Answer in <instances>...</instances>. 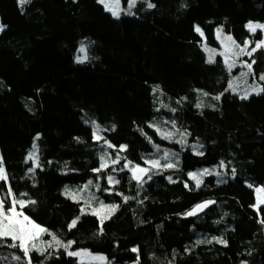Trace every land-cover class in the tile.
<instances>
[{
    "label": "trees",
    "instance_id": "obj_1",
    "mask_svg": "<svg viewBox=\"0 0 264 264\" xmlns=\"http://www.w3.org/2000/svg\"><path fill=\"white\" fill-rule=\"evenodd\" d=\"M248 22L264 23V0H141L136 15L118 18L98 0H0V160L8 176L0 199L11 206L10 187L25 201L16 210L60 241L45 234L42 249L26 257L0 239V264H80L68 255L79 250L111 264H264V200L254 209L255 187L264 199V92H228L221 59L209 62L202 49L216 45L220 27L238 43L250 40L251 51L264 35L250 33ZM246 60L264 88V47ZM202 99L213 108H198ZM170 131L201 144L202 155L187 149L178 168L150 167L145 160L162 148L179 150L161 135ZM220 161L234 179L206 177L199 187L189 179L188 171ZM137 165L149 169L137 172L140 182L130 171ZM89 181L118 206L102 223L61 193Z\"/></svg>",
    "mask_w": 264,
    "mask_h": 264
},
{
    "label": "rangeland",
    "instance_id": "obj_2",
    "mask_svg": "<svg viewBox=\"0 0 264 264\" xmlns=\"http://www.w3.org/2000/svg\"><path fill=\"white\" fill-rule=\"evenodd\" d=\"M140 1L141 0H135V4L133 6L130 3V0H119V7L118 8L114 7L113 10L119 12V17L120 16L136 15ZM107 2L110 5H115L116 0H107ZM100 4L106 10L104 4H102V3H100ZM106 11L113 16L112 11H108V10H106ZM129 13H131V14H129ZM114 17H116V16H114ZM248 23H246V25ZM252 23H259V22H252ZM261 24H264V23H261ZM218 29L221 30L220 33L217 32ZM262 32L264 35V31H262ZM226 36H231L233 38V40H235L232 35L225 33L220 27H218L215 30L216 45L211 46V45H207L204 43V45L202 46V49L205 52L207 60H209L210 56H211L212 61H215L216 58L221 59L223 65L225 67V70L227 71V75H228V78L226 80V86H225V89L228 92H230L232 94H236L239 98L244 96L246 93H248V98L252 95H257L256 92L254 91V88L257 86H259V87H262V86L255 78H253L251 76V73L248 72V68L244 66L246 63H248L246 59L249 56L246 54H243V55H240L237 57V56L229 54L228 63H232L233 61H235L234 66L231 68V70H229L228 63H225L224 44H228L230 47H232L231 42L224 40V37H226ZM247 41L250 42V40H248V39H247ZM236 43L241 45V47H244V42L238 43L236 41ZM81 48L84 49L83 52L80 51ZM81 48L79 49L80 55L77 56V58L81 61H84L87 58L86 57L87 51L85 50V48L83 46ZM206 49H208V50H206ZM209 50H212V51H209ZM238 51H239V49H236L233 47V52H238ZM247 51H250V43H249V46L247 48ZM241 73H248V75L242 77ZM230 84L233 85V88H235V90H233V88L229 87ZM199 91H201V90H199ZM220 94L215 95V97L219 96V98H220ZM206 103H207V101L205 99H202V101L198 102L196 104V106L198 104L201 105V107H198L200 109L213 108L212 104L210 106H206L205 105ZM88 124L91 126V128L93 130L94 140H99L96 137L97 136L101 137L102 134L100 132V129H99V131H97V127H98L97 123L96 122H89ZM94 133L96 135H94ZM170 133H172L171 137L166 138V140L170 141V142H175L178 145L179 150L172 149L170 147L162 148L163 149L162 152L161 153L158 152V155L156 157V159L159 160V163L162 166H165L167 163L171 162L174 164V167H172V168H178L181 165V151H183V150L188 149L194 153H200L201 152V150L199 149V146H201V144H199L195 141L188 140L185 132H182V131H175V132L173 131L172 132V131H170ZM163 134H166V133L161 134L164 137ZM194 145L196 146L195 149L192 147ZM165 152L169 153L167 160L161 159V157L164 156ZM173 153L175 155H172ZM177 161H178V163H177ZM221 162L222 161H220L219 163L209 165V166H203V167L195 168L193 170L188 171V174L189 173H196L197 179H199L201 181L200 184L203 183V181L205 180L206 177H214L215 181L217 183H224V182H227L228 180L234 179L235 175H236L235 172L233 170H230V172H228V169L225 166V164L221 163ZM205 169L208 170L209 174L201 175V173ZM132 174H133V172H132ZM188 177H189V175H188ZM189 179L196 186V181L191 179L190 177H189ZM186 184L189 185L187 182H186ZM66 189H68L69 192L75 194L76 198L73 199L68 194H66V192H65ZM254 189H255V195H256V204L254 206V209H257V207L263 202L264 199H263V193L261 191H257V189H261V187H255ZM61 193L64 196H66L67 198H69L70 200L81 203V209H84V211L83 212L80 211V214H92L93 210H97V214H95V216L99 219L100 223H102L106 219H108L117 209V207H116L115 211L113 212L108 207L101 208V203H103V205H105V206H110L112 204L104 202L103 199L100 198L99 195L95 194V191L92 189V185H89V183L83 184L81 186L65 184L63 186V188L61 189ZM17 211L21 212L19 210H17ZM48 233H51V232L48 231L46 233H41V234H39V236L36 240L30 241L29 242V251L42 249V246H40V245H43V244H39L38 241L41 242L42 241L41 238H44V235L48 234ZM53 236H54V234L51 233V235H50L51 241L55 242V240H53V238H52ZM32 244H35L36 247L32 248L31 247ZM76 252L81 253V255H79V256L73 255L74 257L77 258V260L80 264H111L101 254H94V253H91L87 250H79ZM98 257H103L104 259L103 260L97 259Z\"/></svg>",
    "mask_w": 264,
    "mask_h": 264
},
{
    "label": "snow or ice",
    "instance_id": "obj_3",
    "mask_svg": "<svg viewBox=\"0 0 264 264\" xmlns=\"http://www.w3.org/2000/svg\"><path fill=\"white\" fill-rule=\"evenodd\" d=\"M98 2L104 4L106 10L108 11H112V14L113 16H116L117 18L119 17V12L118 11H115L113 10V8H118L119 7V0H116V3L115 5H110L107 0H98ZM26 3H30V0H19V4L22 6ZM130 3L134 6L135 4V0H130ZM149 7H154L153 4H149L148 5ZM131 14V13H129ZM246 28L249 30L250 33H253L255 34L256 31L259 29L261 31H264V24H261V23H252V22H249L247 25H246ZM0 31H2V27H0ZM195 31L197 33H199L201 36H203V32L202 30L200 29L199 26H196L195 28ZM220 29L217 30L218 33H220ZM224 40L225 41H229L231 42V46L230 47L228 44H224V48H225V63H228V58H229V54L231 55H234V56H240V55H243V54H246L248 56H251L257 49L261 48V47H264V39L260 40L259 42L256 43L255 47H253L251 49V51H247V48L249 46V41H244V47H241V45L237 44L235 40H233V38L231 36H226L224 37ZM233 47L236 48V49H239L238 52H233ZM208 50V49H206ZM81 52L84 51L83 48L80 49ZM209 51H212V50H209ZM78 62H80L78 60ZM209 62H212L211 60V56L209 58ZM234 63L235 61H233L232 63H228V67H229V70H231V68L234 66ZM252 63H255V61H252ZM252 63H246L244 66L248 68V72L251 73L252 72ZM248 73H241V76H247ZM260 80H264V75H261L259 77ZM230 88H233V85L230 84L229 85ZM233 90H235V88H233ZM254 91L256 92L257 95H259L261 92H264V88L262 87H255L254 88ZM204 95H207L206 93ZM242 99H247L248 98V93H246L244 96L241 97ZM214 99H219V96L217 97H214ZM179 103V101H178ZM197 107H201V105H197ZM173 111H175L173 109ZM149 127H152V125H149ZM173 127H175V122H173ZM97 131H99V128L97 127ZM157 131H159V129H157ZM94 135H96L94 133ZM164 135V138H170L172 133H166V134H163ZM97 139H101V137L97 136L96 137ZM36 139L38 140L39 139V136L36 137ZM107 143V142H106ZM108 147L109 148H112L113 145L111 143H108ZM126 145H122L121 146V151L123 150H126ZM155 147L157 148V151H159V146L158 145H155ZM194 149L196 148V146H192ZM33 148L35 149L36 148V145L35 143L33 144ZM202 155V153H199ZM35 155V153H31L29 155V159H32L33 156ZM172 155H175L174 153ZM168 156H169V153L165 152L164 153V156L161 157V159H165L167 160L168 159ZM103 157H101V160L103 161ZM119 162V157L113 161V163H118ZM131 162L129 161L128 164H125L124 167L127 168L129 166ZM145 163L146 164H149L150 167H160V163H159V160L158 159H151V160H145ZM178 163V161H177ZM223 163V162H221ZM107 166L106 163H102L101 164V169L102 168H105ZM165 167L167 168H172L174 167V164L169 162L165 165ZM132 172H133V178L136 179L138 182H140V180L142 179L140 176L137 175V172H140V173H144V174H147V172L149 171V169H146V168H141L139 165L133 167L132 169H130ZM96 171H100V169H97ZM209 174L208 170L205 169L201 175H207ZM189 177L193 180L196 181V186L199 187L200 186V183L201 181L199 179H197V174L196 173H189L188 174ZM149 179H151V177L149 176ZM169 181L170 182H174L172 181V178L171 177H168ZM0 180L2 181H5L7 182L8 180V176H7V173L3 167V163H2V160H0ZM108 181L109 183H113L114 182V178L112 176H109L108 177ZM116 183H118V181H115ZM89 185L92 184V181H89L88 182ZM185 187H188L187 184H185ZM257 191H261V189H257ZM66 194H68L70 197H72L73 199H75V194L69 192L68 189L65 190ZM8 193L10 196H12V201H11V206L8 207L7 209L5 208V204H6V201L3 200V199H0V239H3V238H9L13 241L12 244L9 245V247H19L25 254V256L27 257L28 256V253H29V242L30 241H33V240H36L39 236V234L41 233H46L48 232V230L46 228H43L41 227L40 225H37L35 224L28 216L24 215L22 212H18L16 210V207H17V204H19V206L22 208L25 206V201L24 200H18L15 198V196L12 195V190L11 188L9 187L8 188ZM21 195H27L26 193H22ZM125 201H127L129 199V197H124ZM29 203H35V201H29ZM208 203H211V202H206L204 204H198L196 206V208H194L192 211L186 213V215L188 216H192V215H195L197 210H202L203 208L207 207V204ZM104 207H108L111 211H115L116 207H118L117 205H110V206H105L103 205V203H101V208H104ZM81 211L83 212L84 209H81ZM93 215L97 214V210H93L92 212ZM77 223V220L74 219L71 224L69 225V227H75ZM49 235H51V233H48ZM53 240L56 241L57 244L60 243L59 240L56 239L55 236L52 237ZM18 242V243H17ZM202 241H198V243H201ZM219 243H226L225 241L223 240H219L218 241ZM72 241H69L67 245H64L65 247V250L67 251V249L69 247H71L72 245ZM51 246V245H49ZM32 248H35L36 245L35 244H32L31 245ZM133 251H137V249H133ZM68 255H74V256H79L81 255V253L79 252H68ZM13 259L15 260H20L21 258L19 256H14ZM97 259H101L103 260L104 258L103 257H98ZM28 264H32V261H31V258L29 257L28 258Z\"/></svg>",
    "mask_w": 264,
    "mask_h": 264
},
{
    "label": "water",
    "instance_id": "obj_4",
    "mask_svg": "<svg viewBox=\"0 0 264 264\" xmlns=\"http://www.w3.org/2000/svg\"><path fill=\"white\" fill-rule=\"evenodd\" d=\"M140 176V174H138Z\"/></svg>",
    "mask_w": 264,
    "mask_h": 264
}]
</instances>
